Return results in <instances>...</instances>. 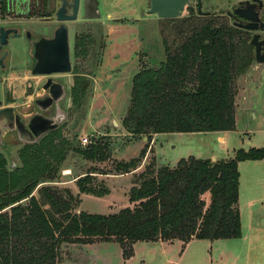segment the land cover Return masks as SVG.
<instances>
[{"label": "trees", "instance_id": "trees-1", "mask_svg": "<svg viewBox=\"0 0 264 264\" xmlns=\"http://www.w3.org/2000/svg\"><path fill=\"white\" fill-rule=\"evenodd\" d=\"M188 9L185 19L162 20L178 24L174 32L179 42L162 40L165 60L134 74L122 120L131 135H145L149 141L153 134L235 130L234 85L254 62L252 34L234 27L223 14L198 16ZM82 38L75 43V57L86 52ZM74 80L71 98L78 106L83 82L81 76ZM56 130L23 146L20 168L7 170L0 153V264H59L60 248L66 244L113 242L129 260L138 242L186 245L192 240L242 238L238 163L264 160V147L237 150L226 161L190 156L172 168L149 164L129 190V205L116 214L99 215L78 211L79 196L48 183L57 178L70 149L86 161L100 163L110 158L108 144L99 140L69 149L65 139L54 142ZM146 151L115 162L114 174H103L135 172ZM93 173L76 180L78 195L101 198L110 193Z\"/></svg>", "mask_w": 264, "mask_h": 264}, {"label": "rangeland", "instance_id": "rangeland-1", "mask_svg": "<svg viewBox=\"0 0 264 264\" xmlns=\"http://www.w3.org/2000/svg\"><path fill=\"white\" fill-rule=\"evenodd\" d=\"M130 1L129 7L120 0H89V14L83 16L81 0L82 9L73 30L77 37H84L82 40L86 52L75 57L72 50L73 39L69 38L72 71L60 77L66 91L62 106L67 118L56 130L54 142L65 139L70 144L69 149H82L91 142L102 140L108 144L110 158L105 162L92 163L70 149L64 162L58 167L57 178L48 185L60 190L66 188L74 196H79L78 211L90 214H116L127 207L130 188L149 164L157 168H172L179 160L190 156L226 161L233 158L237 150L264 147V64L258 66L255 62L235 82V101L238 107L235 110V130L228 133L224 144H220L221 141L217 140L218 135L214 132L153 134L149 141L145 135L134 136L126 132L122 120L129 106L134 74L141 68L155 67L165 60L164 38L170 44L179 42L174 32L177 30V23L157 21L154 15H148L146 0ZM243 1L252 0H201L202 12L226 16V13H232L239 2ZM260 1L264 4V0ZM188 5L195 14L196 0H190ZM188 7L178 19H185L189 15ZM108 13L111 19H107ZM262 13L264 21V8ZM15 44L16 42H12L11 46ZM16 76L21 79L16 80ZM28 76L27 70L16 75L8 69L0 74L2 106L10 105L21 112L27 110L30 100L20 96L24 92ZM80 76L83 82V99L77 106L71 98V90L75 77ZM12 90L14 93H11ZM83 138H87L89 143L82 144ZM23 146L24 143L19 142L14 133L1 139L0 153L7 160V170L22 166L20 151ZM142 149L147 151L139 163L141 170H137L136 175H118L111 179L109 177L112 175L103 174H114L115 162L135 159ZM88 172H94L97 183L102 182L111 192L101 198L78 195L75 182ZM34 195L38 197L37 191ZM203 200L208 203V195H204ZM263 221L264 219L256 227L253 237L262 235L264 238ZM244 225L246 226L245 219ZM246 239L244 242L240 239L210 242L193 240L186 247L179 241L165 242V246L160 242H138L131 247L134 256L129 262L122 258L121 247L113 242H95L84 246L66 244L60 248L58 260L59 264H264V253L260 250L249 253L247 261L244 255L236 254L235 250L248 246ZM252 242L254 243L249 245L253 247L264 244L263 239L262 244Z\"/></svg>", "mask_w": 264, "mask_h": 264}, {"label": "flooded vegetation", "instance_id": "flooded-vegetation-1", "mask_svg": "<svg viewBox=\"0 0 264 264\" xmlns=\"http://www.w3.org/2000/svg\"><path fill=\"white\" fill-rule=\"evenodd\" d=\"M80 3L81 0H79V9L74 20L71 19L74 15V0H0V34L1 30L4 34L6 33L2 40L4 43H1L0 39V74L8 69L16 75L17 73L23 74L25 70L29 73L25 80L24 92L20 96L22 99L30 100L27 110L21 112L13 108L24 118L30 120L34 115L60 121L67 118L62 106L66 96L65 86L60 80L63 74L36 76L32 74V70L37 59L43 55V51L48 52V55L58 53L60 46L55 45L53 41L58 38V33L64 27L67 29L70 61L69 38L73 39V53L76 47L75 43L79 39V35L77 37L73 30V25L78 22L80 9L83 8V16L89 14L90 10L89 0H82V8H80ZM12 42H16L13 47L11 46ZM15 79L20 80L21 78L16 76ZM49 80H51L49 85L52 94H59L57 85L63 88L64 93L57 101H54L48 90H43ZM11 93L14 91L12 90ZM12 98L14 99V96ZM2 104L1 102L0 109L12 108L10 105L2 106ZM5 125L8 124L4 123L2 126ZM3 129L6 130V128ZM21 132L24 131L21 130Z\"/></svg>", "mask_w": 264, "mask_h": 264}, {"label": "water", "instance_id": "water-1", "mask_svg": "<svg viewBox=\"0 0 264 264\" xmlns=\"http://www.w3.org/2000/svg\"><path fill=\"white\" fill-rule=\"evenodd\" d=\"M190 0H149L147 11L148 15H155L160 20L178 19L182 16ZM198 16L207 15L208 12H202L201 0H196ZM74 15L71 19H76L79 9V0H74ZM264 4L260 0L239 2L238 7L232 13H226L229 19H232L233 26L238 29L253 33L250 40V46L253 48L254 62L256 65L264 64V21L262 20ZM6 36L1 30L0 39ZM53 43L60 46L58 53L48 55V52L43 51V55L37 59L36 65L32 70V74L36 76H49L52 74H67L71 72V62L69 61V45L67 44V29L64 27L58 33V38H55ZM49 80L43 90H48L54 101H57L64 93L62 86L57 85L59 94L54 95L51 92ZM1 105V102H0ZM64 120V119H63ZM63 121L53 118L32 116V119L22 117L13 108L0 109V141L6 135L14 133L19 142L24 145L37 143L46 133L54 131ZM8 124L2 126L3 124ZM3 128H6L4 130ZM23 130L24 132H21Z\"/></svg>", "mask_w": 264, "mask_h": 264}, {"label": "crops", "instance_id": "crops-1", "mask_svg": "<svg viewBox=\"0 0 264 264\" xmlns=\"http://www.w3.org/2000/svg\"><path fill=\"white\" fill-rule=\"evenodd\" d=\"M146 1H147V9H149L148 0ZM120 2L130 7L131 4L130 0H120ZM106 17L107 19H111V15L109 13L106 15ZM93 20L94 22H96L95 19ZM157 21H161V20L157 18ZM237 108L238 107L236 106V109ZM230 132L231 131L214 132V133L218 135L217 140L221 141L220 144H224L225 139L228 133ZM189 134H193V133H189ZM140 167L141 166H139L135 172L122 176L136 175V173L138 172L137 170H141ZM238 171H239L238 210L241 219V237H242L240 240L244 242V240L247 238L246 242L248 246H246V248H241L235 251L236 254L238 255H244L245 256L244 259L245 261H247L249 259V255H248L249 253H255L257 250H260L262 251V253H264V244L261 247H256V246L253 247L249 245L254 243L252 241H255L256 243H261V239H263L264 242V238L262 235L261 236L256 235L253 237V233H255L256 227H259L260 221L264 219V160L244 161L238 163ZM109 178L114 179L117 178V176L115 177L110 176ZM244 219L246 220V226L244 225ZM190 243L184 245V247L190 245ZM160 244L163 246L166 245L165 242H160ZM261 258H263V255ZM125 261L129 262L128 260Z\"/></svg>", "mask_w": 264, "mask_h": 264}, {"label": "built area", "instance_id": "built-area-1", "mask_svg": "<svg viewBox=\"0 0 264 264\" xmlns=\"http://www.w3.org/2000/svg\"><path fill=\"white\" fill-rule=\"evenodd\" d=\"M81 142H82V144H87V143H89L87 138H83V139L81 140Z\"/></svg>", "mask_w": 264, "mask_h": 264}]
</instances>
